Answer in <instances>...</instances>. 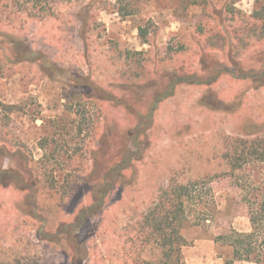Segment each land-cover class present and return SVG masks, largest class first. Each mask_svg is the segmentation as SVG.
<instances>
[{
  "label": "rangeland",
  "instance_id": "rangeland-1",
  "mask_svg": "<svg viewBox=\"0 0 264 264\" xmlns=\"http://www.w3.org/2000/svg\"><path fill=\"white\" fill-rule=\"evenodd\" d=\"M232 7L243 16L227 15ZM263 14L264 0L4 1L0 167L31 183L33 171L45 182L72 179L76 192L63 199L48 192L32 200L34 208L15 185L0 190V264H127L128 253L141 252L134 224L172 184L192 190L182 230L185 264L232 261L233 248L219 238L251 232L247 200H264V161L241 162L239 170L232 162L237 139L264 136V87H258L264 78L235 79L264 72V35L250 19ZM134 54L148 55L147 61L127 56ZM140 70L148 73L145 86L125 83ZM220 70L233 77L204 88L179 85L159 106L135 173L112 179L118 183L105 211L74 231L78 213L94 202L88 176L96 172L93 186H100L125 151H138L126 133L152 111L155 95L169 90L171 78L195 73L209 80ZM100 87L110 90L112 103L95 101ZM3 105L18 107L5 117ZM96 125L102 143L92 135ZM28 154L47 157L46 169L33 166ZM142 258L158 263L162 253L149 246Z\"/></svg>",
  "mask_w": 264,
  "mask_h": 264
},
{
  "label": "trees",
  "instance_id": "trees-1",
  "mask_svg": "<svg viewBox=\"0 0 264 264\" xmlns=\"http://www.w3.org/2000/svg\"><path fill=\"white\" fill-rule=\"evenodd\" d=\"M6 0H0V5ZM213 11V14L220 20L223 13L216 12L213 8H209ZM227 15H231L233 18H240L243 16V12L237 8H228ZM250 19L254 22V27H260L261 33L264 35V14L262 16H250ZM197 33L204 34V27L198 26ZM140 34L145 44H149L150 39L148 37L149 32L147 28H141ZM183 49L187 48L186 44H183ZM131 59L140 57L143 61L148 55L134 54L127 55ZM147 61V59L145 60ZM147 64V62L145 63ZM222 70L212 74L209 80H204L201 76L193 73L186 76L171 78L169 90L160 92L155 95L153 101L154 108L148 114H141L139 116V124L126 133V139L134 144L138 149L137 152L125 151L121 162L115 164L109 169L103 177V180L98 183L100 186H93L95 183L94 177L96 172L92 171L89 178L86 180L90 193L93 194L94 202L91 206L82 209L75 221L72 223L74 231L83 228L91 216L101 214L105 211L107 200L115 188V184L111 182L112 179L117 178L120 174L127 177V173H135V165L143 158L142 143L146 140V135L149 130H152L155 125V114L159 106L175 96L179 85H196V86H212L216 83L217 79L222 74ZM236 75V74H235ZM240 79H255L264 78V72H252L243 74L241 72ZM149 80L148 73L145 71H139L137 73H130L129 78L125 80L126 84L137 85L139 87L145 86ZM264 84V80L262 81ZM261 83V82H260ZM262 84V85H263ZM100 92L99 97H93L96 102L100 104L112 103L110 90L105 88L97 89ZM18 106L3 105V111H5V117L12 115L16 112ZM121 107L125 111L130 110L121 104ZM122 108V109H123ZM91 130L92 135L97 138L100 136V142H104L105 136H103L101 125H96ZM102 133V134H101ZM257 132L248 133L245 137L237 139L234 144V155L232 156V162L235 170L241 169V162H248V160L264 161V136L256 134ZM45 148V146H43ZM1 152V150H0ZM31 158L33 166L46 169L45 165L50 161L47 157L40 160H35L31 154H28ZM35 175V181L29 182L26 178V174L21 173L12 168L0 167V190L7 189L12 185H15L19 190L27 192L29 195L30 204L36 208V204L32 200L40 199L48 192H52L53 197L63 199L69 195L75 193L74 180H66L62 185L58 184L55 180H49L45 182L44 176L38 175V171H33ZM29 176V173L27 174ZM90 184L92 186H90ZM75 191V192H74ZM74 195V194H73ZM72 195V196H73ZM192 198V190L189 185H175L172 184L165 191H162L158 195L157 199L153 202L149 211L138 221L133 228L137 230V240L141 243V252L132 251L128 253L129 262L127 264H185L184 257H182V248L186 246V239L182 235V230L188 222L187 217V203ZM250 207V222L252 225V231L249 233L233 232L228 236L219 238V241H224L226 244L233 248L234 259L227 264H233L236 261H245L254 264H264V200L257 202L255 200H247ZM133 228H130L132 231ZM134 232V230H133ZM152 246L155 250L160 249L162 253V259L156 263L152 260H145L142 258L143 251ZM156 259V258H155Z\"/></svg>",
  "mask_w": 264,
  "mask_h": 264
},
{
  "label": "crops",
  "instance_id": "crops-1",
  "mask_svg": "<svg viewBox=\"0 0 264 264\" xmlns=\"http://www.w3.org/2000/svg\"><path fill=\"white\" fill-rule=\"evenodd\" d=\"M231 73H232V71L229 70L226 74H224V73L221 74L220 77L217 79L216 83L213 84L212 86L217 85V84H218V83H219V82L225 77V75H226V76H227V75H228V76H232ZM232 77H233V76H232ZM235 79H239V78H235ZM239 80H240V79H239ZM241 80H245V79H241ZM246 80H250V79H246ZM235 82H237V81H235ZM237 83H238V82H237ZM199 87H203V88H204V87H207V86H199ZM262 87H264V84L261 85L259 88H262ZM259 88H258V89H259Z\"/></svg>",
  "mask_w": 264,
  "mask_h": 264
},
{
  "label": "flooded vegetation",
  "instance_id": "flooded-vegetation-1",
  "mask_svg": "<svg viewBox=\"0 0 264 264\" xmlns=\"http://www.w3.org/2000/svg\"><path fill=\"white\" fill-rule=\"evenodd\" d=\"M260 79V78H259ZM251 80H253V79H251ZM254 81V80H253ZM255 82V81H254ZM262 82V81H261ZM263 84V82L258 86V87H260L261 85ZM192 86H196V85H192Z\"/></svg>",
  "mask_w": 264,
  "mask_h": 264
}]
</instances>
